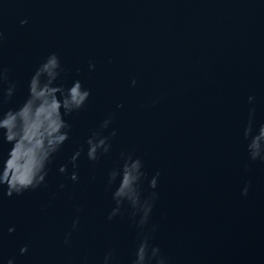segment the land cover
Returning <instances> with one entry per match:
<instances>
[{
    "label": "water",
    "instance_id": "obj_1",
    "mask_svg": "<svg viewBox=\"0 0 264 264\" xmlns=\"http://www.w3.org/2000/svg\"><path fill=\"white\" fill-rule=\"evenodd\" d=\"M0 30V67L18 86L4 111L23 103L52 52L59 82L79 79L92 92L65 117L70 139L48 186L0 197L5 264H102L108 250L131 264L140 231L131 209L107 218L115 207L107 176L122 152L141 158L149 178L160 173L145 230L155 226L151 243L168 264H264V162L250 160L243 139L252 107L255 126L264 124V0H0ZM109 117L112 150L91 162L86 140ZM82 145L72 183L59 168Z\"/></svg>",
    "mask_w": 264,
    "mask_h": 264
},
{
    "label": "clouds",
    "instance_id": "obj_2",
    "mask_svg": "<svg viewBox=\"0 0 264 264\" xmlns=\"http://www.w3.org/2000/svg\"><path fill=\"white\" fill-rule=\"evenodd\" d=\"M27 23L26 19L21 21V25ZM3 39L4 32L0 30V41ZM89 68L94 69L95 64L89 63ZM63 71L60 56L55 52L50 53L32 74L23 103L4 111L2 105L13 100L18 86L8 78L7 69L0 67V85L7 84L6 88H0V144L10 145L6 153H0V197L21 196L25 192H34L48 186L49 166L70 139L71 125L65 117L84 109L92 95L91 89L84 87L79 79L67 87L60 83ZM136 83L133 79L132 85L135 86ZM254 100V96L248 97L249 104ZM255 111V107L249 110L243 139L246 141L250 160L264 162V124L255 126ZM111 123L112 118H106L100 125L101 131H95L88 136L86 155L89 161L97 162L101 156L111 152L112 145L109 141L111 137L116 136V130L113 129L110 136L103 134V130H107ZM84 151V146H80L68 163L59 168V173L72 183H78L80 180L78 161ZM120 156L122 163L111 169L107 176L108 185L114 186L112 200L115 202V207L107 218L112 220L121 215L126 206L131 209V218L140 230L139 243L131 264H168L160 248L151 243L152 233L156 231L155 226L145 230L158 199L156 190L160 173L156 172L149 178L141 158L123 152ZM69 164L73 169L70 176ZM92 178L95 179L94 176ZM64 187V184L60 185V188ZM249 188L250 184L246 185L242 195L247 196ZM146 190H151L147 196L144 195ZM79 223L78 217L73 220V230L78 229ZM7 231L14 233L15 227H9ZM71 235V232L66 234L65 245H70ZM27 252V245L20 248L21 256ZM0 264H5L3 257H0ZM6 264H15V258L8 259ZM102 264H117L112 250L106 252Z\"/></svg>",
    "mask_w": 264,
    "mask_h": 264
}]
</instances>
